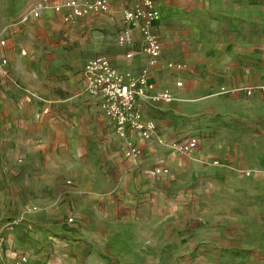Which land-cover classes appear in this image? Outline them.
Listing matches in <instances>:
<instances>
[{"label":"rangeland","instance_id":"obj_1","mask_svg":"<svg viewBox=\"0 0 264 264\" xmlns=\"http://www.w3.org/2000/svg\"><path fill=\"white\" fill-rule=\"evenodd\" d=\"M224 1V12L208 20L194 14L197 33L185 36L180 24L178 37L192 44L175 52L177 61L191 60L202 79L234 69L240 105H230L229 115L212 110L177 119H151L146 109L165 136L134 162L101 102L86 93L85 65L104 56H94L103 49L72 42L70 29L47 33L46 48L30 51L28 17L40 0H0L8 61L0 67V109H49L43 116L53 125L45 147H31L46 156L33 161L37 173L0 172V264L21 256L38 264H264V93H245L264 79V0ZM117 39L114 34L113 49L120 48ZM202 57L207 63L224 57L227 73H216L224 68L204 65ZM220 92L211 96L215 106ZM201 94L187 102H200ZM191 137L198 140L192 151L169 148ZM156 168L168 173L157 176ZM235 187L256 189V199Z\"/></svg>","mask_w":264,"mask_h":264},{"label":"crops","instance_id":"obj_2","mask_svg":"<svg viewBox=\"0 0 264 264\" xmlns=\"http://www.w3.org/2000/svg\"><path fill=\"white\" fill-rule=\"evenodd\" d=\"M49 1L53 4L68 0ZM38 4L33 9H35ZM134 4L135 0H110L109 11L88 15L87 17L80 19L74 26H70L68 23H65L62 15L55 13L51 8L43 10L39 18L33 17L30 13V16L28 17L29 24L26 28V33L29 35V43L26 45V48L30 51L35 50L36 52L43 50L49 43L45 36L47 33L59 35L62 32L65 35V31L72 29L73 32L71 37L69 38L66 36V38L81 46L84 45L91 48L93 51H100L103 49V51L94 54V56L103 54L104 56L98 57H109L111 61L108 58L107 59L111 62L113 67L118 66L121 71L130 70L137 75L140 74L144 68H149V80L152 84H154L155 91H168L172 95L174 101H172L173 103H167L165 101L153 102L147 98L141 100L140 108L145 118H147L144 114V111L146 113V109L150 111L151 114L149 115V118L151 119L157 115H171L174 119H177L178 117H195L199 114L212 110H215L221 115H229L230 113H228L227 109H229L230 105L236 108L240 105V94L238 91H233L238 85V82H235L233 78L234 69L231 74L227 73L224 66V57L214 59L210 61V63H207L208 57H202L201 63H204V65L206 63L209 66L216 65L224 68L216 73H227L226 76L218 77L217 75L216 78L211 80L209 77L202 79L199 74L195 73L191 68L193 67L191 60L187 61V59H183V61H177L178 59L176 58L175 52L176 49L182 46L184 49H191L192 44V41L191 44L181 42V38L178 37V27L183 25L186 28L184 31L185 36H187L188 33H190V35L193 32L197 33L198 31L195 27L198 23L194 14L199 13L202 15L201 17L208 20L210 15L224 12L226 1L157 0V7L160 10L161 18L154 24L153 32L160 41L162 53L157 61V64L152 67L149 66L150 58L142 51L143 42L138 31L134 33L135 45L133 47H120L119 49H113L110 47L113 35L118 34L119 36L122 30L123 11L133 8ZM60 42L62 41L58 39L55 45L58 47ZM2 48L3 47L0 46L1 50ZM130 53L133 54V57L127 58V55ZM95 58L97 57L92 59ZM169 63H179L184 65L185 68L181 70L170 69L168 67ZM181 78L190 80L196 85L198 82H201V84L197 85L198 87L194 85V87L188 88V86H186L185 88H181L182 86H178ZM218 79L222 80V83L219 85L216 84ZM262 81L254 83V85H257ZM218 89L222 92L217 94V105L215 106V100L212 99L211 96ZM33 90L35 89L33 88ZM200 91L202 92L201 96H199L200 102H187L188 95L194 94L195 92L199 94ZM91 99L97 98L91 97ZM97 100L100 101V99ZM156 110H161L162 113H158ZM43 111H45V109H0V172L5 174L11 173L13 176L20 175L26 177L37 173V168L39 167L34 166L33 161L42 162L43 160H46V156L44 154L39 156L37 153H32L31 147L33 144H39L40 149L41 147H45L47 143V133L48 135L53 133L51 132L53 130V125L48 124L46 120L48 117L43 116ZM156 125L157 132L149 141L130 134L129 138L134 140L136 145L141 149V155L134 160V162L143 157L145 154L144 149L147 148L153 150V146L149 145L150 143H154L156 140L159 143L160 140L157 139L158 136H165L160 124L156 123ZM121 140L125 144L126 148L127 141L124 139ZM162 147H164V145H162ZM11 154L12 156L9 157ZM20 160L23 162L21 163ZM217 164H219V162H216V165ZM233 190H240L241 192L238 191L240 194H248L249 197L247 199L249 200L256 199V189L254 188L235 187ZM251 195L253 197H251ZM248 209L249 212H251V210H255V208L251 209V207ZM234 216L236 224L239 225L242 221L241 216L237 214ZM138 239L140 240V237H138ZM128 248L131 249V247Z\"/></svg>","mask_w":264,"mask_h":264},{"label":"built area","instance_id":"obj_3","mask_svg":"<svg viewBox=\"0 0 264 264\" xmlns=\"http://www.w3.org/2000/svg\"><path fill=\"white\" fill-rule=\"evenodd\" d=\"M51 8L55 13L62 15L65 23L75 24L80 19L91 14L104 13L110 10V0L78 1L68 0L51 4L49 0H41L38 6L31 11V15L39 18L43 10ZM161 18L157 7V0H135L133 8L122 13V30L118 36L119 47H133L135 45L134 33L138 31L142 37V51L150 58L149 66H155L162 53L158 37L153 32V26ZM27 18L25 19V21ZM5 46V41L0 42ZM26 55L25 51H22ZM133 54L127 55L132 58ZM8 64L0 49V66ZM170 69L181 70L185 66L179 63H169ZM149 68H144L137 76L120 73L106 57H97L87 62L84 68L86 93L93 98L100 99V107L113 122L116 135L127 141L124 151L129 160H136L141 155V149L130 134L143 140H151L156 132L157 125L153 120L144 117L140 108V101L149 99L153 102L173 100L168 91L156 92L155 86L149 80ZM181 86V83H178ZM245 93L252 96L255 93H264V80L249 86ZM49 110L45 109L44 113ZM197 138H190L187 143H173L169 148L175 152L188 153L197 148ZM168 173L167 169L157 168V176ZM5 264H38L27 256H21Z\"/></svg>","mask_w":264,"mask_h":264}]
</instances>
